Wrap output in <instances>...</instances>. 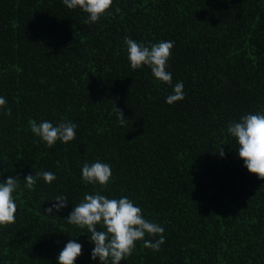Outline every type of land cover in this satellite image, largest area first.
I'll return each mask as SVG.
<instances>
[{
    "label": "trees",
    "instance_id": "1",
    "mask_svg": "<svg viewBox=\"0 0 264 264\" xmlns=\"http://www.w3.org/2000/svg\"><path fill=\"white\" fill-rule=\"evenodd\" d=\"M110 10L88 24L62 0H0V95L11 109L0 111V170L20 183L0 264H56L69 239L83 244L75 264H91V234L64 218L98 187L81 180L96 160L111 165L104 194L128 196L165 229L159 251L137 241L121 264H264V179L226 131L264 109V0H113ZM126 37L174 42L167 70L183 100L168 105L171 86L129 67ZM62 119L78 125L67 144L46 147L30 130ZM40 171L56 179L24 187ZM57 195L68 206L50 216Z\"/></svg>",
    "mask_w": 264,
    "mask_h": 264
},
{
    "label": "clouds",
    "instance_id": "2",
    "mask_svg": "<svg viewBox=\"0 0 264 264\" xmlns=\"http://www.w3.org/2000/svg\"><path fill=\"white\" fill-rule=\"evenodd\" d=\"M70 10H80L85 15V23L94 24L102 16L113 15L110 9L113 0H62ZM120 9L116 8L115 12ZM124 45L127 51L129 67L135 71L147 67L156 82L172 87V92L165 98L168 105L181 101L185 97L182 81L172 84V73L167 70L168 60L174 42L162 40L158 43L146 44L131 37H126ZM7 100L0 95V111L11 116L7 108ZM118 123H125L122 111L116 109ZM78 125L62 119L57 123L42 120L37 123L30 121V130L38 138V142L46 147H53L57 141L67 144L76 138ZM227 133L235 139L238 145L237 154L243 161V166L249 173L256 174L258 179H264V109L250 111L240 116L239 120L228 122ZM224 156L223 147L218 151ZM17 176L4 177L0 170V228L13 224L16 219L17 203L14 193L20 189ZM112 177L111 165L100 160L81 167V180L94 187L92 193H85L78 204L73 206L68 216L64 218L68 224L80 229H87L91 234L88 240L93 245L89 254L91 264H121L130 257L137 241H143V247L159 251L165 243V229L159 224L145 218L142 208L128 196L109 197L104 194ZM50 184L56 179L51 171H40L35 175L26 176L24 187L32 189L39 179ZM66 195H57L49 200L50 206L45 210L54 216L68 206ZM99 226V227H98ZM149 238H145V237ZM158 237V238H157ZM83 244L78 239H69L56 257V264H75L82 255Z\"/></svg>",
    "mask_w": 264,
    "mask_h": 264
}]
</instances>
